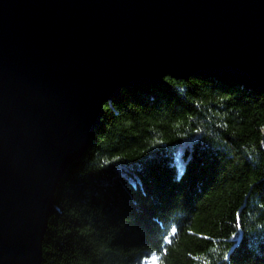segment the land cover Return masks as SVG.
<instances>
[{"label":"water","instance_id":"95a60500","mask_svg":"<svg viewBox=\"0 0 264 264\" xmlns=\"http://www.w3.org/2000/svg\"><path fill=\"white\" fill-rule=\"evenodd\" d=\"M264 93V0H0V264H41L104 104L164 78Z\"/></svg>","mask_w":264,"mask_h":264},{"label":"trees","instance_id":"16d2710c","mask_svg":"<svg viewBox=\"0 0 264 264\" xmlns=\"http://www.w3.org/2000/svg\"><path fill=\"white\" fill-rule=\"evenodd\" d=\"M104 104L41 264H264V93L164 78Z\"/></svg>","mask_w":264,"mask_h":264}]
</instances>
